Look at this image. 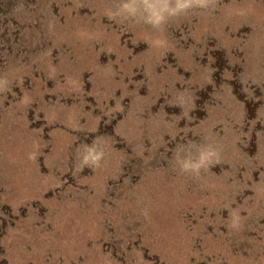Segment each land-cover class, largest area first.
I'll list each match as a JSON object with an SVG mask.
<instances>
[{
  "label": "rangeland",
  "instance_id": "rangeland-1",
  "mask_svg": "<svg viewBox=\"0 0 264 264\" xmlns=\"http://www.w3.org/2000/svg\"><path fill=\"white\" fill-rule=\"evenodd\" d=\"M0 264H264V0H0Z\"/></svg>",
  "mask_w": 264,
  "mask_h": 264
},
{
  "label": "clouds",
  "instance_id": "clouds-1",
  "mask_svg": "<svg viewBox=\"0 0 264 264\" xmlns=\"http://www.w3.org/2000/svg\"><path fill=\"white\" fill-rule=\"evenodd\" d=\"M200 2H203V0H200ZM185 5H183V4H181L180 5V7H184ZM126 8L128 7V6H125Z\"/></svg>",
  "mask_w": 264,
  "mask_h": 264
}]
</instances>
